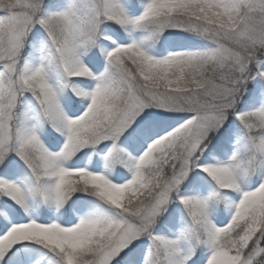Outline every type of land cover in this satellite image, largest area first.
<instances>
[{
	"label": "snow or ice",
	"instance_id": "6c2138e0",
	"mask_svg": "<svg viewBox=\"0 0 264 264\" xmlns=\"http://www.w3.org/2000/svg\"><path fill=\"white\" fill-rule=\"evenodd\" d=\"M0 264H264V0H0Z\"/></svg>",
	"mask_w": 264,
	"mask_h": 264
}]
</instances>
